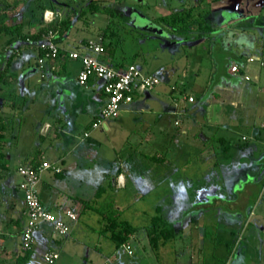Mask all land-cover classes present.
<instances>
[{
  "label": "crops",
  "instance_id": "obj_1",
  "mask_svg": "<svg viewBox=\"0 0 264 264\" xmlns=\"http://www.w3.org/2000/svg\"><path fill=\"white\" fill-rule=\"evenodd\" d=\"M46 11L49 16L54 12L49 8L45 9ZM155 12L150 16V20L166 29L172 42L183 47L189 45L184 49L182 71L167 64L156 69L151 68L156 70L152 72L136 63L144 73L159 76L161 82L152 90H138L134 100L123 105L119 117L111 122L107 120L96 128L92 125L106 103V95L102 90V81L96 77H92L86 85L79 83L78 74L82 67L80 60L63 55L57 60H47L44 66H39V52L36 47L23 43L17 44L20 49L15 50L16 44L12 49L4 45L6 40L3 42V52L6 56L13 55L10 68L16 77L10 81V85L0 90L1 122L6 125L5 129L0 131V264H44L47 263L44 254L48 250L59 252V257L53 264H98L107 259H111L109 264H215L213 260L207 261L201 253V239L190 237L183 226L175 227V237L156 248L150 242L147 227L144 235L139 234V227L121 247L128 251L127 245L135 249L137 243L143 249L136 259L127 261L118 253L121 247L116 246L109 234L107 238L102 239L101 236L83 239L78 217L71 220L65 215L67 210H74L77 214L76 207L80 203L76 199H83L76 192L73 193L74 196L68 195L65 192V188L69 189L67 185L89 181L91 166L83 161L86 159L81 158L80 154L89 151L87 148L97 144L98 138L104 134L115 132L121 134L122 144L130 141H134V144L131 152L128 150L124 155L121 153L126 144L122 145L123 147H113L120 150L117 156L121 163L112 166L108 172V168H105L104 180H108L115 188H125L129 181L134 182L143 190L139 189V192L145 195L154 190V172L163 170L165 179L171 186L169 197L164 201L172 202V208L163 211V215L168 220L171 219L179 207L174 203L182 200V187L185 184L184 180L176 178L175 172L172 171L176 169L172 160L176 141L188 137L190 133L197 143L209 141L212 137V126L225 123V105H242L239 101L243 90L236 78H242L243 69L237 61L231 60L228 63V77H225L228 81L221 78L215 80L214 85H211L213 77L205 84L200 82V70H196L201 61H196L202 58L200 49L209 51L211 44L222 46L231 57L242 52L243 56H246V63L253 62V58L259 59L251 53L258 49L259 40H264V0H168L166 4L157 6ZM184 12H190L192 15L187 32H180L177 27L161 19ZM98 13L94 14L106 23L102 26L96 25L97 29H100L108 25L109 17L107 18L105 12ZM43 20L45 24L49 23L46 17H43ZM201 24L209 29H203ZM38 25L40 26V23ZM33 26L30 29L35 31ZM80 29L78 28V31ZM88 30L89 28L86 29ZM78 31L74 34L70 29L64 34L60 42L63 51L94 53L87 42L90 39L100 40L99 33L95 30L94 35H83ZM144 33L147 32L140 33L139 40L144 39ZM146 45L147 43L139 44L141 49L147 48ZM138 54L140 55V52H137L136 56ZM100 57L106 63L119 67L114 64L113 55L109 52H104ZM193 60L195 62L191 64ZM127 64L129 63L124 62L123 68ZM235 64L240 67L237 73L231 69ZM261 65L264 66V43ZM37 90L43 94L51 93L53 98L40 100L45 116L37 118L36 124L28 125V119L32 118V107L38 101ZM197 91L201 92L204 101H199ZM57 93L61 97H56ZM8 94L11 97H5ZM190 96L194 97L193 101L189 99ZM191 104L195 106L191 107ZM31 121L34 123L33 118ZM23 135L32 138L26 150L22 149ZM64 137L69 139L67 150L64 149L65 145L61 144ZM138 153L152 161L147 169L142 166L140 170L131 163H140ZM45 160L59 168V171L52 168L44 170L39 184L40 198L49 210L68 221L70 232L66 236H59L54 233L51 224L41 223L35 233L33 252L22 262V232L27 222V213L23 194L18 188L21 180L18 169L29 163H42ZM252 216L254 210L251 209L247 221L250 222ZM192 224L191 233L192 229H198L196 226L192 227ZM221 232L228 234L229 230L222 229ZM169 244L171 246H168ZM170 254L175 257L166 258ZM232 255L234 254L230 253L228 256ZM229 258L224 264H233V260ZM236 264L241 263L239 261Z\"/></svg>",
  "mask_w": 264,
  "mask_h": 264
},
{
  "label": "rangeland",
  "instance_id": "obj_2",
  "mask_svg": "<svg viewBox=\"0 0 264 264\" xmlns=\"http://www.w3.org/2000/svg\"><path fill=\"white\" fill-rule=\"evenodd\" d=\"M53 1L57 2L55 3L56 10L51 8L52 0H18L17 4L12 7L13 9H8V12L12 19L18 18L26 22L33 20L35 31L38 30V24L44 17L45 10L40 8L41 4L54 11V19L71 14L70 18L74 20L71 32L74 34L78 28H81L78 31L80 34L94 35L95 30H97L96 25L102 26L104 24L103 21H100V16H96L89 10L92 0ZM114 1L95 0L102 6L112 5ZM167 1L124 0L122 2L121 16L127 26L120 25L119 31L124 44L117 48L113 56L115 64L120 61L135 62L142 65L143 69L152 72L156 70H151V68L156 69L168 64L178 67L182 71L183 59L185 58L184 49L189 45L183 47L181 44H176L170 40L171 36L168 35L171 44L163 48L160 39L150 35L153 33L151 30L140 26L143 20L151 19L150 16L156 13L157 6L166 4ZM13 2L14 0H0V6L4 7L6 3ZM85 10L88 13L83 15L82 12ZM105 14L108 18L109 15ZM12 19L9 20L10 23L14 21ZM119 21L122 20L119 19ZM87 28H89L88 31H86ZM147 31L149 33H144V40H139L140 33ZM7 38L8 36L0 34V53L5 51L2 44ZM146 42L145 47L147 48L141 49L139 44ZM259 43L258 49L251 53L258 56L259 59L253 58L251 63H246V56H243L242 52L231 57L222 46L216 47L213 44L211 46L207 44L210 48L209 51L200 49L202 58L198 61L195 59V61L196 63L201 61L200 64H197L196 71L199 72L200 70V82L202 84L208 82L211 77H213L211 85H214L215 80L225 79L228 77L226 72L228 63L231 60L239 63L243 69L242 78L240 80L236 78V80L239 81L240 88L243 90L239 101L242 105L239 106V103L225 105V123L221 126H212V137L209 141L197 143L190 133L188 137L176 141L175 152L172 154L176 168L172 171L175 172V177L182 178L185 184L182 187V200L174 203V205L178 204L179 207L169 220L175 227L183 226L186 234L190 237L192 236L197 240L201 239V253L207 261L213 260L215 264H224L228 257L231 258L232 256L233 264L239 261L241 264H264V185L262 184V180H264V66L261 65L264 40L260 39ZM137 52H140V55L136 56ZM225 81H228L227 78ZM54 87L56 88V86ZM60 89L62 90V88ZM37 94H39L38 101L32 107L33 113L31 112L34 123H32L33 121L30 122L32 118L28 119V125L36 124L37 118L45 116L43 103L40 100L52 97L51 93L43 94L39 90H37ZM196 94L200 96L199 101H204L201 92L197 91ZM59 96L60 94L57 93L56 97ZM193 106L195 105L191 104V107ZM113 120L115 119L108 121ZM120 135L115 132L104 134L98 138L97 144L87 148L89 151L83 155L80 154L81 158L86 159L83 160L84 162L90 163L89 181L78 185L69 184L67 185L69 189L65 188L68 195L74 196L73 193L76 192L84 199L85 202L83 203L91 202L93 207L84 210L81 203L76 207L77 221L81 227L80 235L83 239H92L95 236H101L102 239L107 238L109 234L100 232L106 227L107 221L94 208H102L104 211L107 205L113 206L118 210L116 214L120 220H127L131 224L141 227L139 234L143 235L146 234L145 227L152 223V217L155 215L158 206L162 213L172 208L170 200L164 201L169 197L171 186L167 183L163 170H160L159 173L154 172L152 178L154 190L145 195L139 192L141 188L134 182L129 181L125 188H115L108 183V180H104L105 172H108L112 166L121 163L117 156L120 150L113 147H123L122 145L126 144L121 153L124 155L132 149L134 144V141L122 144L123 138ZM23 136L24 145L22 149L26 150L29 148V141L32 138L28 135ZM131 140L133 139L131 138ZM68 141L69 139L66 137L61 140V144L65 145V150L68 149L66 147ZM201 145L202 147H199ZM137 158L140 163L135 161L131 163L138 166L140 170L142 166L147 169L148 165L152 163L151 160L140 156L139 153ZM105 168L108 170L105 171ZM214 199L218 201H214ZM199 204L203 206H199ZM251 209L254 210V216L249 222L247 218ZM112 212V210H105L109 217L112 216ZM166 213L168 214V212ZM191 224L192 227H198L197 230L192 229V233L190 231ZM222 229H228L229 233L224 234L221 232ZM135 246L136 253L134 247L131 248L133 255H130L122 247L118 253L123 255L125 260L133 261L143 249L137 243ZM230 253L234 255L228 256ZM174 257L171 254L166 256L168 259Z\"/></svg>",
  "mask_w": 264,
  "mask_h": 264
},
{
  "label": "built area",
  "instance_id": "obj_3",
  "mask_svg": "<svg viewBox=\"0 0 264 264\" xmlns=\"http://www.w3.org/2000/svg\"><path fill=\"white\" fill-rule=\"evenodd\" d=\"M51 14L49 16V12H45L44 17H46L48 22L54 19V12ZM55 36L56 32L53 29H49L44 36V40L40 42V46L47 51L46 57L57 58L63 51L61 45L54 40ZM87 43L94 53L89 54L72 50L68 51L67 54L71 59L80 60L82 64L78 74L80 84L86 85L92 77H96L102 81V90L106 95V103L92 125L96 128L109 119L119 117L123 105L132 102L138 90H152L161 82V79L155 74L144 73L136 63H129L124 68L106 63L100 57L104 53V47L100 40L90 39ZM39 61L43 64L44 58H41ZM231 69L232 72L237 73L240 67L238 64H235ZM189 99L193 101L194 97L190 96ZM50 168L59 171V168L47 160L43 161L38 167L27 164L20 166L18 169L21 176L18 188L23 194L27 213V222L22 232V248L24 249L33 248L35 233L43 222L51 224L54 233L59 236H66L70 232L68 221L49 210L39 195V184L42 173L44 170ZM65 215L71 220H76L78 217L74 210H67ZM126 248L129 254H133L129 245ZM58 257L59 252L56 250H48L44 254V259L48 264H53ZM109 263H111V259L98 264Z\"/></svg>",
  "mask_w": 264,
  "mask_h": 264
},
{
  "label": "trees",
  "instance_id": "obj_4",
  "mask_svg": "<svg viewBox=\"0 0 264 264\" xmlns=\"http://www.w3.org/2000/svg\"><path fill=\"white\" fill-rule=\"evenodd\" d=\"M124 0H115L112 5L102 6L99 5L95 0H92L89 5V10L91 13L95 12H105L109 15V23L106 27L97 29L96 31L99 33L98 35L101 37L100 42L102 43L104 47V52H109L114 56L116 50L118 47L122 46L124 44L123 38L120 34V25H126V22L123 21V18L121 16V7L122 2ZM18 0H14L13 3H6L4 7L0 6V34L8 36L6 39V42L4 45L10 46L13 48L16 47L17 44H23L28 43L38 49V58L37 63L39 66H44L47 60H57L59 57L65 55L68 56L67 52L62 51L61 54L57 58H50L46 57L47 51L43 49L40 46V42L44 40L45 34H47L49 29H53L56 32V36L54 37V40L60 44V42L63 40L64 34L71 29L74 22L70 18L71 14H68L66 17H57L53 21L49 22L48 24H45L43 18L40 20V26L38 30L32 31L30 27L34 25V21H24L19 20L18 18L12 19L10 17V14L8 12V9H13L17 4ZM57 2L52 0L51 8L56 10ZM40 8L42 10L47 9V6L40 5ZM88 11L85 10L82 12L83 15L87 14ZM191 13H181V14H174L173 16L169 17H162L161 19L167 21L170 23V25H173L179 29L180 32H187L190 28L189 19L191 17ZM115 18H118L117 20ZM14 20L12 23L9 22V20ZM122 20V21H119ZM201 27L203 29H209L208 26H204L201 24ZM16 44L15 46H13ZM17 45L15 50H19L20 47ZM44 58L43 64L40 63V59ZM13 55L6 56V54L0 53V90L3 89V87L10 85V81L16 77V75L11 71V63H12ZM115 64V63H114ZM124 62L120 61L117 62L116 65H118L120 68L123 67ZM11 94V93H10ZM18 95L15 96L17 98ZM5 97H11L6 95ZM2 117L0 116V131L4 130L6 125L1 122ZM31 165H34L35 167H38L41 163L38 162H32L29 163ZM262 184L264 185V180H262ZM113 187V185H111ZM84 199L77 198L76 201L78 203L83 204V209H89L93 208L90 203H83ZM97 211H99L104 218L106 219V227L102 230L105 233H109V236L112 238V240L116 243L117 247H121L125 243H127L131 237L132 234H134L138 230V226H135L131 224L127 220H120L117 216V209H115L113 206H106L105 210L113 211L112 216H107L105 213V210L102 211L101 209L94 208ZM116 214V215H115ZM147 230L149 233L150 242L153 245V247H158L161 243H166L173 239L177 233L175 226L164 217L162 210L158 206L155 215L152 217V223L147 226ZM24 255L22 262H25V260L32 254L33 249H24Z\"/></svg>",
  "mask_w": 264,
  "mask_h": 264
},
{
  "label": "water",
  "instance_id": "obj_5",
  "mask_svg": "<svg viewBox=\"0 0 264 264\" xmlns=\"http://www.w3.org/2000/svg\"><path fill=\"white\" fill-rule=\"evenodd\" d=\"M225 21H227V19H225ZM140 26H141V28L151 30V32H153V33H150V35L157 38V39H160V44L163 48L167 47L169 44H171L170 41L168 40V35H169L168 31L166 29H164L160 24H158V23H156L150 19H148V20L145 19L140 23ZM147 33H149V32L147 31ZM142 40H144V39H142Z\"/></svg>",
  "mask_w": 264,
  "mask_h": 264
}]
</instances>
